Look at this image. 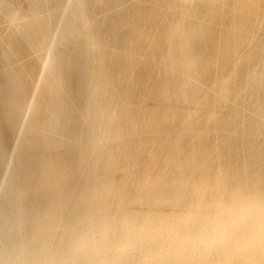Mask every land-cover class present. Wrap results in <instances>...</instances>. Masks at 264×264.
Returning a JSON list of instances; mask_svg holds the SVG:
<instances>
[{
  "label": "bare ground",
  "instance_id": "bare-ground-1",
  "mask_svg": "<svg viewBox=\"0 0 264 264\" xmlns=\"http://www.w3.org/2000/svg\"><path fill=\"white\" fill-rule=\"evenodd\" d=\"M21 225L264 264V0H0V245Z\"/></svg>",
  "mask_w": 264,
  "mask_h": 264
},
{
  "label": "clouds",
  "instance_id": "clouds-1",
  "mask_svg": "<svg viewBox=\"0 0 264 264\" xmlns=\"http://www.w3.org/2000/svg\"><path fill=\"white\" fill-rule=\"evenodd\" d=\"M78 231L32 230L21 225L10 229L0 245V264H132L122 247L103 258L87 256L81 251Z\"/></svg>",
  "mask_w": 264,
  "mask_h": 264
}]
</instances>
